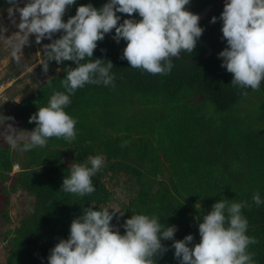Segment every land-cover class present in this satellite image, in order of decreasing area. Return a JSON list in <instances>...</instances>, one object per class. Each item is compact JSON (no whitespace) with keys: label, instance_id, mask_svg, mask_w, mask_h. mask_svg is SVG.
Listing matches in <instances>:
<instances>
[{"label":"trees","instance_id":"obj_1","mask_svg":"<svg viewBox=\"0 0 264 264\" xmlns=\"http://www.w3.org/2000/svg\"><path fill=\"white\" fill-rule=\"evenodd\" d=\"M213 1L191 0V4L201 9ZM105 2L76 0L62 19L74 15L79 4L99 8ZM9 6L7 0H0V12ZM222 10L223 5L200 23L204 31L199 38L212 53L201 62H192L206 53L197 40L190 53L182 52L185 58L171 57L173 67L167 74L130 67L120 58L126 42L117 43L112 33L105 34L97 41L93 58L111 60L114 83L85 84L71 95L65 111L76 120L75 138L53 136L44 146L29 151L0 141V219L10 221L11 193L22 190L34 199L33 209L18 225L5 230L0 264H47L49 250L60 238H67L71 220L84 207L102 209L113 202L118 208H113L117 213L110 223L121 233L125 218L146 213L156 215L165 226L176 225L175 239L191 233L192 243H198L196 216L206 214L213 202L223 198L247 202L241 209L248 221L246 234L256 241L248 251L255 264H264V204L257 206L252 200L255 192L264 200V127L260 126L264 123V80L255 89L261 95L257 121L203 122L206 102L224 112L255 91L231 84L232 74L221 67L217 53L226 46L220 31ZM117 14L122 20L128 18L126 13ZM214 15L217 20L210 22ZM132 16L140 19L136 13ZM59 35L57 32L53 38ZM51 61L46 62L48 66ZM58 66V72H50L11 107L16 132L26 136V130L35 126L29 116L46 105L55 91H64L65 66L74 65L63 61ZM66 154L75 163H85L97 154L104 157V165L92 177L94 192L81 197L60 188L70 171ZM14 162L20 163L21 170L10 175ZM7 179L9 187L1 185ZM162 243L169 248L154 258L156 264H178L171 241Z\"/></svg>","mask_w":264,"mask_h":264},{"label":"clouds","instance_id":"obj_2","mask_svg":"<svg viewBox=\"0 0 264 264\" xmlns=\"http://www.w3.org/2000/svg\"><path fill=\"white\" fill-rule=\"evenodd\" d=\"M7 2L11 5L9 13L19 14L17 36L8 41L13 57L22 53L29 36L34 35L37 43L50 40L45 44L49 60L57 64L71 61L74 65L65 66L64 91H55L46 105L29 116L35 126L26 130L25 137L17 136L11 124L5 125L12 117L0 114V137L22 151L44 146L53 136L75 138L76 120L65 111L71 95L85 84L114 83L111 60L93 58L97 41L105 34L112 33L117 43L121 39L126 42L120 58L130 67L167 74L173 67L171 57L190 53L204 31L198 23L199 15L186 8L189 0H106L99 8L91 3L79 4L66 20L62 19L66 8L76 0H23V7L20 0ZM117 13L129 15L122 20ZM219 19L226 46L217 56L222 58L221 67L232 74L230 83L259 89L264 80V0H224ZM216 20L215 15L210 18V22ZM5 31L0 24V36H5ZM57 32L60 35L53 38ZM47 67L46 63L43 69L47 71ZM103 165L101 154L89 156L85 163H71L60 188L81 197L94 192L92 177ZM252 200L257 206L264 204L259 192ZM246 203L218 199L206 214L198 219L196 216L198 243H192L191 233L175 239L177 226L161 224L156 215L131 214L120 225L124 229L121 233L110 223L117 213L113 208L84 207L71 220L67 238H60L49 250L47 264H156L154 258L168 251L164 240L171 241L178 264H255L248 246L256 241L246 234L248 221L241 211ZM118 213L124 215V211Z\"/></svg>","mask_w":264,"mask_h":264},{"label":"rangeland","instance_id":"obj_3","mask_svg":"<svg viewBox=\"0 0 264 264\" xmlns=\"http://www.w3.org/2000/svg\"><path fill=\"white\" fill-rule=\"evenodd\" d=\"M19 6L23 7V0H20ZM9 7L5 11L0 12V24H3L6 28L4 32L5 36H0V88L1 90L3 89L0 92V114L12 117L13 115L9 111L17 103L18 97L20 96V99L24 98L34 91L37 85L49 77L50 72H58L60 67L56 64V61L52 60L47 67V71L43 69V66L50 58L45 46V44L50 43V40L45 38L37 43L34 35L29 36V44L22 48V53L18 57L12 56L11 45L8 41L17 36L16 31L18 29L16 25L19 23V14L18 12L10 14L8 11ZM187 7L193 10H199L198 6L191 4V0H189ZM260 101V92L259 90H255L242 97L236 105L224 112L217 111L213 104L206 102L203 122L208 124L212 120L225 121L228 118L232 121H242L243 123L248 120L257 121L256 117L259 113L258 103ZM7 124H11L15 128L13 119L6 120L5 125ZM260 126L263 128L264 123L263 125L260 123ZM0 128H3V126H0ZM16 135L25 137L22 131L16 132ZM0 141H4L2 137H0ZM66 156L67 154L65 155V159L68 160L67 162L69 164L73 163ZM18 165L19 169L16 171L21 170L20 163ZM9 183L10 181L7 179L5 185L8 184L9 187ZM33 200L31 195L26 194L22 190L11 193L10 203L7 206L10 221L7 222L3 218L0 219V260H4L3 251L5 241H2V237L5 234V230L7 228L12 229L18 225L20 218L33 209ZM108 207L117 209L118 203H110Z\"/></svg>","mask_w":264,"mask_h":264},{"label":"water","instance_id":"obj_4","mask_svg":"<svg viewBox=\"0 0 264 264\" xmlns=\"http://www.w3.org/2000/svg\"><path fill=\"white\" fill-rule=\"evenodd\" d=\"M223 2L224 0H214L213 2H210L206 5H204L201 9L199 10H193V9H190L188 7H186L189 11L193 12V13H196L199 15L200 19L198 21L199 25L200 23L206 19L207 17H209L217 8H219L220 6L223 5ZM127 17L129 14H126ZM138 20V19H137ZM198 41L204 45V47L206 48V53L204 54V56L201 58V59H197V60H194L192 62H201L203 59L207 58L211 53H212V49L206 45L200 38H198ZM179 56H182L185 58V56L183 55V53L181 52L179 54Z\"/></svg>","mask_w":264,"mask_h":264},{"label":"crops","instance_id":"obj_5","mask_svg":"<svg viewBox=\"0 0 264 264\" xmlns=\"http://www.w3.org/2000/svg\"><path fill=\"white\" fill-rule=\"evenodd\" d=\"M4 89H5V88H4ZM21 99H23V98H21ZM21 99H20V100H21ZM20 100H19V101H20ZM16 104H17V103H16ZM16 164L18 165V162H14V163L12 164L13 168L15 167ZM18 167H19V165H18ZM16 170H17V169H16ZM16 170L13 169V171L10 172V175H12L13 173L18 172V171H16ZM6 181H7V180H6ZM6 181L4 182L3 185H5ZM6 187H8V184L6 185Z\"/></svg>","mask_w":264,"mask_h":264},{"label":"built area","instance_id":"obj_6","mask_svg":"<svg viewBox=\"0 0 264 264\" xmlns=\"http://www.w3.org/2000/svg\"><path fill=\"white\" fill-rule=\"evenodd\" d=\"M13 169L14 170L19 169L18 165H16V167H14ZM13 169H12V171H13Z\"/></svg>","mask_w":264,"mask_h":264},{"label":"bare ground","instance_id":"obj_7","mask_svg":"<svg viewBox=\"0 0 264 264\" xmlns=\"http://www.w3.org/2000/svg\"><path fill=\"white\" fill-rule=\"evenodd\" d=\"M3 90V89H2ZM1 88H0V92L2 91Z\"/></svg>","mask_w":264,"mask_h":264}]
</instances>
